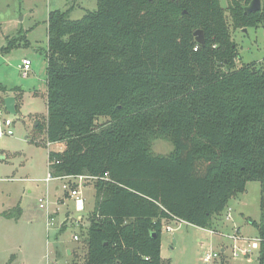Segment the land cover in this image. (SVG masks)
<instances>
[{
	"label": "trees",
	"instance_id": "1",
	"mask_svg": "<svg viewBox=\"0 0 264 264\" xmlns=\"http://www.w3.org/2000/svg\"><path fill=\"white\" fill-rule=\"evenodd\" d=\"M251 2L97 0L79 19L73 6L49 12L47 116L37 129L65 143L49 150L54 176L95 177L88 264H170L164 222L212 229L250 181L261 183L253 223L264 264V59L237 67L227 14L234 29H264V2L246 12ZM26 36L0 51L28 46ZM8 91L0 83L4 110ZM156 139L173 151L155 154ZM0 215L19 218L21 208Z\"/></svg>",
	"mask_w": 264,
	"mask_h": 264
},
{
	"label": "rangeland",
	"instance_id": "2",
	"mask_svg": "<svg viewBox=\"0 0 264 264\" xmlns=\"http://www.w3.org/2000/svg\"><path fill=\"white\" fill-rule=\"evenodd\" d=\"M220 1L224 8L231 2ZM72 6L71 18L79 19L87 10L97 8V0H0V50L21 30L25 31L29 40L28 46L0 51V81L11 91L21 88L20 92L17 91L19 112L5 111L2 117L14 121L15 133L0 138V212L10 211L19 203L25 220L19 225L15 218L0 215V264H18L17 259L22 257H28L27 264H54L55 258L58 264H88L84 254L87 250L89 211H77L74 201L65 196L64 190L56 192L47 189L46 182L42 180L48 173L49 150L62 151L65 143L48 146L45 131L38 130L35 124L37 117L41 124L46 121L45 65L49 12ZM227 14L232 37L238 45L237 67L248 63L259 65L264 59L263 27L248 28L246 31L234 29ZM26 57L32 59L34 71L39 68L37 77L34 73L23 77L18 69ZM105 120L101 118L98 123ZM173 148V144L164 139H156L152 144L153 152L160 155L170 154ZM59 197H63L64 201L59 202ZM82 197L89 198V210L93 211L97 202L93 180H87V185L82 186ZM41 199H44V208L40 207ZM260 203L261 183L250 181L246 191L232 198L228 204L233 209V219L224 223L222 218H218L215 222L212 229L217 227L218 232L211 233L209 229L203 230L187 223H181L172 233L163 230V258L169 259L170 264H259V242L248 258L242 255L233 257L232 247L236 243L233 234L238 229L237 225L240 226L238 236L243 234L247 240L245 243L238 241L237 244L248 246L249 242L259 237L258 228L253 222H260ZM48 213H57L59 223L56 221L54 226L52 224L47 229ZM80 214L84 216V221L78 218ZM67 218L69 220L65 221ZM76 233L78 241L73 238ZM222 247L225 248L224 252ZM68 248L76 249L77 255H68ZM210 251L220 254L208 263L203 257Z\"/></svg>",
	"mask_w": 264,
	"mask_h": 264
},
{
	"label": "built area",
	"instance_id": "3",
	"mask_svg": "<svg viewBox=\"0 0 264 264\" xmlns=\"http://www.w3.org/2000/svg\"><path fill=\"white\" fill-rule=\"evenodd\" d=\"M32 68V61L29 58H24L20 64V72L23 77H28L30 74ZM6 110H4L0 106V138L5 137V136H13L14 135V129H13V123L14 121L10 118L3 117V114ZM48 146L53 144L52 142L48 141ZM95 177L92 176H87V175H68V176H54L51 172V169L49 168V162H48V173L45 177L46 182H50L53 180H62V188L70 193V196L75 199V208L78 211H82L84 209V200L82 197V191L81 188L82 186L85 185L87 180H93ZM42 199L40 200V202ZM40 207L43 208L45 207V204L43 202L40 203ZM53 224V219H51L49 216L47 217V226L48 228ZM167 230L171 231L173 230L170 226H167ZM238 230L235 229V232L233 234V239L235 240V244L232 247V255L233 257H239V256H244L248 258L250 256L251 251L256 248L257 243L260 241L258 238L252 240L249 242L248 246H242L237 244L238 241H243L244 243L247 241L244 239L243 236H238ZM74 239H79L78 235H75ZM220 252H207L203 260L206 262H212L213 259L219 257Z\"/></svg>",
	"mask_w": 264,
	"mask_h": 264
},
{
	"label": "crops",
	"instance_id": "4",
	"mask_svg": "<svg viewBox=\"0 0 264 264\" xmlns=\"http://www.w3.org/2000/svg\"><path fill=\"white\" fill-rule=\"evenodd\" d=\"M263 0H261V3L263 4ZM82 7V6H81ZM59 9H63V8H59ZM28 39V38H27ZM26 58H30V57H26ZM31 59V58H30ZM23 60V59H22ZM32 60V59H31ZM22 62V61H21ZM21 64V63H20ZM20 64L18 65V69H19V67H20ZM45 67L47 68V62H46V65H45ZM39 69V68H38ZM38 69H37V71H38ZM20 70V69H19ZM37 71H34L33 70V63H32V68H31V71H30V74L31 73H34V76L35 77H37ZM29 74V75H30ZM46 78H47V72H46V77H45V82H46ZM0 83H2L1 81H0ZM4 86H6V88L8 89V90H10V92H8V95L7 96H14L15 98H16V102L18 103V106L20 105V100L18 99V93H17V91L18 92H20L19 90L21 89V88H17L18 90H13V91H11V88H8V86L7 85H5L4 83H2ZM26 88H24L23 90H25ZM20 94V93H19ZM7 96H5V97H7ZM5 97H4V99H5ZM4 106H5V103H4ZM46 106H47V85H46ZM7 111V110H6ZM38 115H36L35 117H37ZM46 116H47V112H46ZM36 119V122H35V124H36V126H38L41 122H40V119L37 117V118H35ZM46 122V121H45ZM53 144H61V143H53ZM1 155V154H0ZM3 158H4V155L2 156ZM46 177V176H45ZM45 178H43L42 180L43 181H45L44 180ZM46 182V181H45ZM46 184H47V189H50V190H54V191H56V192H59L60 190H64L63 188H62V184H63V181L62 180H53V181H50V182H46ZM48 185H51V186H48ZM85 185H87V182L85 183ZM84 185V186H85ZM49 190V191H50ZM81 191H82V188H81ZM66 193H67V195H66ZM64 194H65V196H67L68 198H70V199H72L73 201H74V203H75V199L73 198V197H71L70 196V193L69 192H67V191H65L64 190ZM83 200H84V209L82 210V211H85V210H87V211H89V215L91 214V212H92V210H89V198L88 197H83ZM58 201L59 202H63L64 201V198L63 197H59V199H58ZM41 202H44V199H42V201ZM17 205H19V203L17 204ZM21 208V207H20ZM44 208V207H43ZM5 211H7V210H3L2 212H0V214H2L3 212H5ZM78 211V210H77ZM232 211H233V209L229 206H227L226 207V209L223 211V213L218 217V218H222L223 219V221H224V223L226 222V221H228V220H230V219H233V215H232ZM225 212V213H224ZM50 217L51 219H53V223L55 222L56 223V221L58 222V220H57V213H48L47 214V217ZM79 219H81L82 221H84V216L82 215V214H80L79 215V217H78ZM13 219V218H12ZM12 219H8L9 221H11ZM14 220V219H13ZM67 220H69V218H67L65 221H67ZM64 221V222H65ZM15 222H17L16 224H22V223H24L25 222V220H24V214H23V208H21V215H20V217L19 218H15ZM63 222V223H64ZM59 223V222H58ZM181 223H183V224H185V223H187V222H185V221H182V220H176V219H174V220H169V221H166V222H164V227H163V230H166L167 232H169V233H172L173 231H175L176 229H178L179 228V226L181 225ZM188 225H191V224H189V223H187ZM52 226V225H51ZM50 226V227H51ZM53 226H54V224H53ZM167 226H170L173 230H171V231H168L167 230ZM49 227V228H50ZM237 228L240 230V226H238L237 225ZM47 229H48V226H47ZM200 229H203V230H207V229H205V228H201L200 227ZM237 229V230H238ZM217 230V232L219 231L218 229H217V227L215 228V230H213V229H209V231L211 232V233H214L215 231ZM75 235H78L77 233L75 234ZM75 235L73 236V238L75 237ZM162 236H163V234H162ZM241 236H244L243 234L241 235ZM245 237V236H244ZM74 240H76V241H78L79 239H74ZM242 243H244L243 241H241ZM242 246H245V245H243L242 244ZM68 250V255H71L72 257L73 256H76L77 255V251H76V249H74V248H72V249H67ZM163 250H164V240H163V238H162V248H161V253H162V257H163ZM222 251L224 252L225 251V248L224 247H222ZM86 253H87V250H86V252H85V256H86ZM56 254H57V252H56ZM28 257H26V258H23L22 257V259H17V261H18V264H27V262H28ZM164 259V258H163ZM85 260H86V258H85ZM58 259L57 258H55L54 260H53V262L52 263H54V264H58ZM48 264V263H47Z\"/></svg>",
	"mask_w": 264,
	"mask_h": 264
},
{
	"label": "water",
	"instance_id": "5",
	"mask_svg": "<svg viewBox=\"0 0 264 264\" xmlns=\"http://www.w3.org/2000/svg\"><path fill=\"white\" fill-rule=\"evenodd\" d=\"M262 7L261 0H252V2L246 7V12H252L260 10ZM247 29H245L246 31ZM196 41L198 43L204 44V34L202 30H197L195 32ZM5 108L10 113H16V98L14 96H7L4 99Z\"/></svg>",
	"mask_w": 264,
	"mask_h": 264
}]
</instances>
